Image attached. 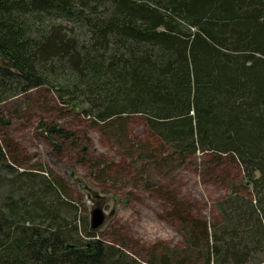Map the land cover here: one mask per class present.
<instances>
[{
  "label": "trees",
  "instance_id": "obj_1",
  "mask_svg": "<svg viewBox=\"0 0 264 264\" xmlns=\"http://www.w3.org/2000/svg\"><path fill=\"white\" fill-rule=\"evenodd\" d=\"M41 85L64 105L85 104L119 145L131 116H143L169 149L141 146L143 160L209 153L237 163L245 181L226 187L209 221L175 209L183 242L140 256L80 229L61 179L20 170L0 140V264L264 261V0H0V102Z\"/></svg>",
  "mask_w": 264,
  "mask_h": 264
},
{
  "label": "rangeland",
  "instance_id": "obj_2",
  "mask_svg": "<svg viewBox=\"0 0 264 264\" xmlns=\"http://www.w3.org/2000/svg\"><path fill=\"white\" fill-rule=\"evenodd\" d=\"M78 106L80 111L60 103L47 85L31 88L0 102V119L4 121L0 123V140L10 146L8 151L22 166L20 170L37 168L61 179L77 205L80 229L85 227L96 238L117 243L128 253L145 256L158 242L180 245L183 241L175 209L209 221L216 214L214 201L226 187L240 190L239 182L245 181L237 163L227 157L215 160L209 153L196 151L184 162L172 158L170 165L143 160L141 146L155 152L169 150L154 140L143 116H131L125 144L119 145L111 129L84 114L85 104ZM48 125L64 128L70 139L49 137L44 130ZM50 141L62 146L60 153L54 152ZM104 169H110L113 178L117 173L114 182L102 174ZM96 206L103 209L105 217L91 230L90 212Z\"/></svg>",
  "mask_w": 264,
  "mask_h": 264
},
{
  "label": "water",
  "instance_id": "obj_3",
  "mask_svg": "<svg viewBox=\"0 0 264 264\" xmlns=\"http://www.w3.org/2000/svg\"><path fill=\"white\" fill-rule=\"evenodd\" d=\"M5 65L7 64L6 62L2 61ZM69 105H72L76 111H80V107L77 104L69 103ZM104 211L101 207L96 206L94 207L91 212H90V229L95 230L98 228L104 221Z\"/></svg>",
  "mask_w": 264,
  "mask_h": 264
}]
</instances>
